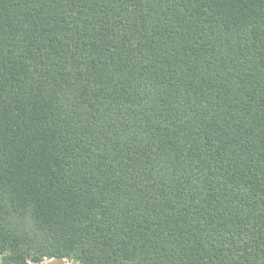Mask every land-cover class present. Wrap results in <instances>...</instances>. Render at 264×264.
I'll use <instances>...</instances> for the list:
<instances>
[{"label": "trees", "instance_id": "1", "mask_svg": "<svg viewBox=\"0 0 264 264\" xmlns=\"http://www.w3.org/2000/svg\"><path fill=\"white\" fill-rule=\"evenodd\" d=\"M0 259L264 264V0H0Z\"/></svg>", "mask_w": 264, "mask_h": 264}, {"label": "rangeland", "instance_id": "2", "mask_svg": "<svg viewBox=\"0 0 264 264\" xmlns=\"http://www.w3.org/2000/svg\"><path fill=\"white\" fill-rule=\"evenodd\" d=\"M50 262H58V263H63V264H79L76 260L74 259H63V260H57V259H45L40 263H31V264H48ZM0 264H3L0 259Z\"/></svg>", "mask_w": 264, "mask_h": 264}]
</instances>
